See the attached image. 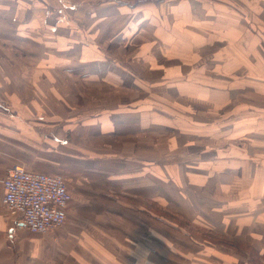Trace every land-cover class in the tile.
Wrapping results in <instances>:
<instances>
[{
    "label": "crops",
    "instance_id": "crops-1",
    "mask_svg": "<svg viewBox=\"0 0 264 264\" xmlns=\"http://www.w3.org/2000/svg\"><path fill=\"white\" fill-rule=\"evenodd\" d=\"M139 1L0 0V181L11 165L21 163L27 171L61 175L71 195L64 224L43 235L30 234L16 217L8 214L2 221L0 215V264H33L40 257V264H155V254L159 262L155 243L161 248L162 219L154 203L160 197L161 160L155 157L154 136L167 116L146 103L145 93L166 96L169 88H147L140 56L132 63L112 53L110 60L102 58L115 43L149 41L152 57H163L157 70L164 83H177L172 70L186 63L169 55L178 43L166 22L173 12L163 9L170 1L176 4L175 19L192 15L187 0ZM204 4L212 9L209 0ZM99 37L108 42L105 47ZM34 84L45 90H34ZM102 85L128 93L96 98L92 89ZM117 96L118 105L101 104ZM0 193L1 199V184ZM248 222L250 236L245 232L242 238L231 235L237 234L236 225L219 229L256 245L264 259V221L256 222L263 228L255 234L251 218ZM122 240L134 250L114 251Z\"/></svg>",
    "mask_w": 264,
    "mask_h": 264
},
{
    "label": "rangeland",
    "instance_id": "rangeland-1",
    "mask_svg": "<svg viewBox=\"0 0 264 264\" xmlns=\"http://www.w3.org/2000/svg\"><path fill=\"white\" fill-rule=\"evenodd\" d=\"M187 1L192 16L185 19H175L173 1H166L163 9L173 12L174 18L166 22L178 43L177 51L171 50L169 55L186 63L178 71L172 70L178 74L177 83L167 79L164 83L157 70L163 57H152L149 41L115 43L102 60H110L112 53L114 59L132 63L140 56L147 66V88H169L166 96L153 90L145 93L146 103L167 116L161 125L172 127H163L154 136L155 145L159 140L155 157L161 160L160 197L154 208L162 219L161 248L155 243L160 260L155 254V264H250L246 254L225 243H249L232 236L242 238L245 232L250 236L249 218L254 234L259 226L256 222L264 221V0L251 4L209 0L210 11L204 4L208 0ZM98 40L104 47L108 43ZM49 73L56 75V71ZM34 85V90H45L41 84ZM101 87L92 89L96 98L99 93L107 97L128 93ZM130 93L128 97L133 95ZM111 99L101 104L110 107L121 102L118 96ZM0 215L2 221L8 215L1 199ZM225 224L236 225L237 234L222 235L219 227ZM113 235H117L116 229ZM118 247L114 251L134 250L123 240ZM147 257L152 262L153 257ZM40 263L41 257L33 264Z\"/></svg>",
    "mask_w": 264,
    "mask_h": 264
},
{
    "label": "built area",
    "instance_id": "built-area-1",
    "mask_svg": "<svg viewBox=\"0 0 264 264\" xmlns=\"http://www.w3.org/2000/svg\"><path fill=\"white\" fill-rule=\"evenodd\" d=\"M0 184L2 206L30 234L43 235L64 224L71 195L61 175L27 171L15 163Z\"/></svg>",
    "mask_w": 264,
    "mask_h": 264
},
{
    "label": "trees",
    "instance_id": "trees-1",
    "mask_svg": "<svg viewBox=\"0 0 264 264\" xmlns=\"http://www.w3.org/2000/svg\"><path fill=\"white\" fill-rule=\"evenodd\" d=\"M150 0H140L138 3H146ZM229 247H232L231 249L241 251L245 253L248 256V260L250 261V264H264L263 257L251 247L249 243H238V242H232V243H225ZM244 246V247H241Z\"/></svg>",
    "mask_w": 264,
    "mask_h": 264
}]
</instances>
